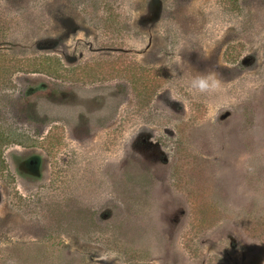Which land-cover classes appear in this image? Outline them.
Masks as SVG:
<instances>
[{"label": "rangeland", "instance_id": "374dc122", "mask_svg": "<svg viewBox=\"0 0 264 264\" xmlns=\"http://www.w3.org/2000/svg\"><path fill=\"white\" fill-rule=\"evenodd\" d=\"M6 247L264 264V0H0Z\"/></svg>", "mask_w": 264, "mask_h": 264}, {"label": "trees", "instance_id": "16d2710c", "mask_svg": "<svg viewBox=\"0 0 264 264\" xmlns=\"http://www.w3.org/2000/svg\"><path fill=\"white\" fill-rule=\"evenodd\" d=\"M46 61V60H45ZM55 60H47V63L49 65V69H51V67L53 68L54 66L58 65V63L54 62ZM53 65V66H52ZM55 69V68H53ZM55 71V70H54ZM52 76V75H51ZM147 83V82H146ZM144 89L147 88V84H143ZM56 96H59L60 93H62L63 91H55ZM67 92V91H66ZM0 251H4V252H0V264H6L8 259H11V257H13V250L10 247H6L4 249H1Z\"/></svg>", "mask_w": 264, "mask_h": 264}, {"label": "clouds", "instance_id": "9594fccd", "mask_svg": "<svg viewBox=\"0 0 264 264\" xmlns=\"http://www.w3.org/2000/svg\"><path fill=\"white\" fill-rule=\"evenodd\" d=\"M207 87H208V84H207L206 81H204V80L200 81V88H201V90H204Z\"/></svg>", "mask_w": 264, "mask_h": 264}]
</instances>
